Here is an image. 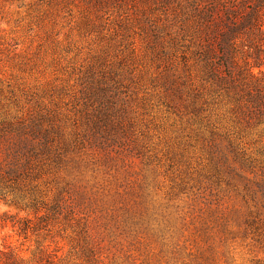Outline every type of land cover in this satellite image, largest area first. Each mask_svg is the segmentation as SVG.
Here are the masks:
<instances>
[{"label":"rangeland","instance_id":"374dc122","mask_svg":"<svg viewBox=\"0 0 264 264\" xmlns=\"http://www.w3.org/2000/svg\"><path fill=\"white\" fill-rule=\"evenodd\" d=\"M163 2L0 0V121L81 142L44 204L0 198L20 264H264V121L170 53Z\"/></svg>","mask_w":264,"mask_h":264},{"label":"trees","instance_id":"16d2710c","mask_svg":"<svg viewBox=\"0 0 264 264\" xmlns=\"http://www.w3.org/2000/svg\"><path fill=\"white\" fill-rule=\"evenodd\" d=\"M91 1L103 9L111 0ZM163 1L170 53L185 63L193 59L205 81L224 93L243 121L263 122L264 0ZM246 49L253 53L246 54ZM79 144L40 120H1L0 198L32 208L44 204L34 182ZM17 194L23 195L22 201ZM20 263L13 253L0 250V264Z\"/></svg>","mask_w":264,"mask_h":264}]
</instances>
